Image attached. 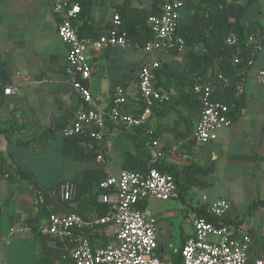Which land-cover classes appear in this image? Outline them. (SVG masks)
Here are the masks:
<instances>
[{"label":"crops","instance_id":"0c3cea01","mask_svg":"<svg viewBox=\"0 0 264 264\" xmlns=\"http://www.w3.org/2000/svg\"><path fill=\"white\" fill-rule=\"evenodd\" d=\"M53 2L0 0V264H72L73 242L42 233L50 214L103 215L108 207L97 202L99 181L129 167L146 172L155 163L174 172L180 191L177 199L145 204L157 218V254L164 263L171 264L193 234V218L207 217L199 213L205 209L209 215L208 207L222 198L231 203L223 222L250 235L253 257L264 256V83L257 78L264 67V0H218L216 5L185 0L180 11L185 48L153 52L134 42L147 41L148 18L160 11L161 0H81L75 20L80 35L105 32L116 13L123 23L136 25L137 37L128 36L124 46L88 50L96 106L108 109L114 90L122 87L123 113L138 115L143 109L139 71L152 59L162 64L156 86L170 95L156 106L145 127H111L102 143V160L96 148L84 147L81 138L62 132L80 107V98L69 82L68 48L57 33ZM215 9L226 11L231 22L238 18L242 39L256 33L261 49L253 53L251 66L235 67L232 47L231 58L227 54L225 60L231 67L215 56L224 50L229 33L209 25ZM197 11L203 12L205 27L194 26ZM204 81L222 93L218 95L229 104L233 121L215 141L197 143L193 133L201 105L191 89ZM8 86L18 87L19 93L5 95ZM151 140H157L166 155L157 158ZM67 181L77 184L78 193L66 202L60 187ZM21 226L27 229L11 232ZM85 234L94 247L115 240L112 226L87 225Z\"/></svg>","mask_w":264,"mask_h":264},{"label":"built area","instance_id":"2783aa9c","mask_svg":"<svg viewBox=\"0 0 264 264\" xmlns=\"http://www.w3.org/2000/svg\"><path fill=\"white\" fill-rule=\"evenodd\" d=\"M184 5L185 0H161L160 11L148 18V40L144 45L138 42H134V45L147 52L185 48L186 39L180 33V11ZM53 11L59 18L57 33L68 48L69 82L80 98V107L62 132L68 138H81L84 147L96 148L97 159L102 160V143L111 127L143 128L150 122L156 106L170 100V95L156 86L157 71L162 64L152 59L140 68L139 99L143 109L138 115L123 113L126 93L122 87L114 90L109 108L101 110L96 106L91 91L94 68L87 53L90 48L100 51L105 47L124 46L127 43L128 32L123 28L122 17L116 13L106 31L93 37L80 35L75 26V20L82 11L81 0H54ZM242 38L240 30L233 28L224 39L227 46L235 49L233 65H241V68L251 66L253 53L261 49L255 32L246 33ZM244 51L247 52L246 57L242 55ZM219 78L227 82L221 74ZM257 78L264 83V67ZM236 89L241 92L243 87L238 84ZM191 90L201 105L194 140L197 143L215 141L219 132L232 124L230 106L219 97L218 94L222 93L211 81L197 82ZM17 93L19 88L15 86L4 89L5 95ZM150 142L156 149L157 158L166 155L157 140ZM98 189L97 202L108 207L105 214L99 215L95 211L85 218L77 212L51 213L42 233L73 242L70 252L72 264H166L157 254V218L145 204L151 199L179 198L175 177L156 167H150L146 172L142 169H123L118 176H105L99 181ZM60 190L63 201H72L77 196L78 186L67 181ZM230 208L228 199H218L207 209L215 221L204 216L193 218L194 232L180 251L182 264H264V256L251 255L250 235L239 226L223 222ZM87 225L112 226L114 242L94 247L85 234ZM26 229V226L13 227L11 232Z\"/></svg>","mask_w":264,"mask_h":264},{"label":"trees","instance_id":"16d2710c","mask_svg":"<svg viewBox=\"0 0 264 264\" xmlns=\"http://www.w3.org/2000/svg\"><path fill=\"white\" fill-rule=\"evenodd\" d=\"M209 1L212 3V5H214V4L216 5V4L220 3V2L221 3L224 2V0H219L220 2H217L218 0H209ZM143 19H146V17H144ZM208 23H209V25H215L216 29H218L222 33H227L231 29L237 28V29L240 30L241 35H244L243 34V30L240 27L238 18H236L234 21L231 22L230 18L228 17V14L224 10H221V9L219 11L216 10V9L212 10L211 18H210V21ZM205 25L206 24H205V21H204L203 12L197 11V13L195 15L194 26H196V27H205ZM123 28L127 30L129 37H137V35H136V25L135 24H132V23H130L128 21H125L123 23ZM80 34H82V33H80ZM145 43L146 42H144L143 45ZM223 48H224V50L222 52H220V53L219 52L215 53V56L219 55V56L223 57V59L225 58L223 60L225 62V64H223V66L229 68V67H231L230 66V62L226 63L225 60H228L226 55L227 54L228 55L231 54V48L228 47L226 44L223 46ZM213 57H214V55H213ZM229 58H231V55H229ZM158 74H159V70L157 71V75ZM153 167H156L157 169H159L162 172L172 174L175 177V180H176V183H177V186H178L176 175L174 174V172H172L171 169L164 170V169H162L160 167V165L158 163L153 164ZM128 169H135V168H130L129 167ZM260 204H262L264 206V201H261ZM141 207H143V205ZM199 214L200 215H205L209 219H211V217L205 213V209H202V212H200ZM171 264H182L181 252H178L176 255L173 256Z\"/></svg>","mask_w":264,"mask_h":264},{"label":"rangeland","instance_id":"374dc122","mask_svg":"<svg viewBox=\"0 0 264 264\" xmlns=\"http://www.w3.org/2000/svg\"><path fill=\"white\" fill-rule=\"evenodd\" d=\"M191 230V227L190 226H187L186 227V231L189 232Z\"/></svg>","mask_w":264,"mask_h":264}]
</instances>
